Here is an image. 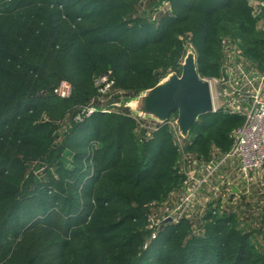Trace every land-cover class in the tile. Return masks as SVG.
I'll list each match as a JSON object with an SVG mask.
<instances>
[{"label":"trees","instance_id":"1","mask_svg":"<svg viewBox=\"0 0 264 264\" xmlns=\"http://www.w3.org/2000/svg\"><path fill=\"white\" fill-rule=\"evenodd\" d=\"M0 1V264H264V192L253 206V194L235 204L204 190L207 202L165 223L185 183L171 130L146 135L127 108L102 112L179 74L189 48L200 78H218L232 46L261 70L254 0ZM242 124L200 117L184 155L228 152Z\"/></svg>","mask_w":264,"mask_h":264},{"label":"built area","instance_id":"2","mask_svg":"<svg viewBox=\"0 0 264 264\" xmlns=\"http://www.w3.org/2000/svg\"><path fill=\"white\" fill-rule=\"evenodd\" d=\"M253 7L252 15L260 16L264 10V1L255 0ZM259 25L264 30L263 20L259 21ZM227 50L220 67V76L210 80L202 79L209 82L214 113L240 116L243 124L233 132V144L228 152L219 154L213 151L210 160L204 162L184 155L183 138L178 133L175 119L167 120L166 125L181 154L179 168L185 176V183L168 214L175 211L174 215H167L164 220L172 217L176 222L182 215L189 216L197 201L207 202L208 198L202 201L198 198V194L204 190L218 197L221 188L230 194L231 188L236 187L241 180L261 178L264 175V66L260 70L259 65L246 60L235 46L227 47ZM111 76L107 72L96 77L95 85L101 94L108 92L113 84ZM53 94L61 99L68 98L71 94L70 84L60 82L53 89ZM120 105L110 104L102 112L109 113L113 107ZM94 111V108H88L86 117ZM159 126L152 122L140 123L146 135L156 132Z\"/></svg>","mask_w":264,"mask_h":264},{"label":"water","instance_id":"3","mask_svg":"<svg viewBox=\"0 0 264 264\" xmlns=\"http://www.w3.org/2000/svg\"><path fill=\"white\" fill-rule=\"evenodd\" d=\"M120 107L127 108L138 119L162 126L175 114V125L184 140L200 117L215 114L209 82L198 75L196 56L191 48L186 50L179 74H168L154 87L126 99Z\"/></svg>","mask_w":264,"mask_h":264},{"label":"rangeland","instance_id":"4","mask_svg":"<svg viewBox=\"0 0 264 264\" xmlns=\"http://www.w3.org/2000/svg\"><path fill=\"white\" fill-rule=\"evenodd\" d=\"M159 0H155V2H150L151 3H156ZM255 1V0H254ZM1 2V1H0ZM161 3V2H160ZM148 3H143L142 6H146ZM139 6L137 8V11L135 12V16H146V15H150V13L152 12L151 9H147L145 7ZM163 3L158 4V6L156 8H158L157 10H160L163 7ZM232 191L230 192V194H232V198H234V202L235 204L239 203L240 199L242 196H250L251 194H253V206L255 204V200L256 198L260 197V194L264 192V181L261 178H252L251 180H241L238 185L236 187H232L231 188ZM255 193V194H254ZM261 196H264L263 194H261ZM260 200V198H259ZM176 201V200H175ZM175 201H171L170 204L168 205L169 209H172ZM233 203L231 205V208L233 207ZM254 209V208H253ZM175 211H172L170 215L168 216H172L174 215ZM168 213H170V210L168 211ZM170 217H168L167 219H169ZM255 219V220H254ZM253 220L256 221V223L258 222V220L256 218H254ZM240 224L242 226H248L246 221L241 219L240 220Z\"/></svg>","mask_w":264,"mask_h":264}]
</instances>
